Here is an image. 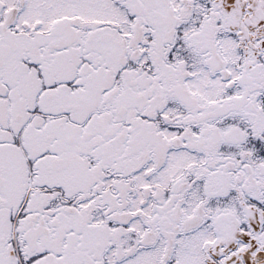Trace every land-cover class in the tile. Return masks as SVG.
<instances>
[{"label":"snow or ice","instance_id":"6c2138e0","mask_svg":"<svg viewBox=\"0 0 264 264\" xmlns=\"http://www.w3.org/2000/svg\"><path fill=\"white\" fill-rule=\"evenodd\" d=\"M0 264H264V0H0Z\"/></svg>","mask_w":264,"mask_h":264}]
</instances>
